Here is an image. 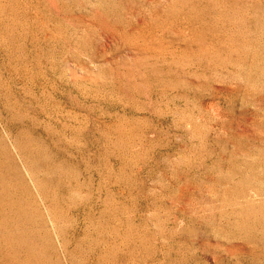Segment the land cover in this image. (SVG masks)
I'll return each instance as SVG.
<instances>
[{"label":"rangeland","instance_id":"rangeland-1","mask_svg":"<svg viewBox=\"0 0 264 264\" xmlns=\"http://www.w3.org/2000/svg\"><path fill=\"white\" fill-rule=\"evenodd\" d=\"M0 264H264V0H0Z\"/></svg>","mask_w":264,"mask_h":264}]
</instances>
